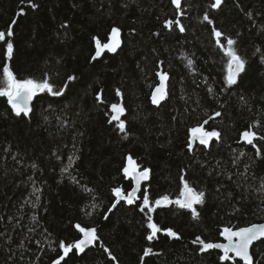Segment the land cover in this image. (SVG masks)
I'll return each mask as SVG.
<instances>
[{
    "label": "trees",
    "instance_id": "trees-1",
    "mask_svg": "<svg viewBox=\"0 0 264 264\" xmlns=\"http://www.w3.org/2000/svg\"><path fill=\"white\" fill-rule=\"evenodd\" d=\"M31 2L37 7L0 0V30L11 25L14 44L9 60L0 42V74L7 63L18 79L47 78L64 94L38 93L28 116H16L0 97V264H53L63 255L61 241L81 238L76 224L96 228L99 239L61 264H233L192 241L219 242L226 226L264 221V0H223L215 9V0H181L179 10L171 0ZM176 19L185 31L165 26ZM113 27L121 30L120 47L92 60L95 40L107 43ZM213 28L225 46L227 38L236 41L246 61L234 85L226 82L228 57ZM159 70L168 89L154 104ZM120 100L124 132L109 123L111 104ZM205 120L220 139L189 149L190 129ZM245 130L257 133L255 147L240 142ZM129 155L150 169L149 180L133 204L121 201L108 213L112 190L132 188L123 172ZM181 176L205 194L197 218L175 204L155 206L164 195H180ZM145 190L151 213L140 211ZM146 213L179 239L160 232L147 241ZM252 255L264 264V240Z\"/></svg>",
    "mask_w": 264,
    "mask_h": 264
},
{
    "label": "snow or ice",
    "instance_id": "snow-or-ice-1",
    "mask_svg": "<svg viewBox=\"0 0 264 264\" xmlns=\"http://www.w3.org/2000/svg\"><path fill=\"white\" fill-rule=\"evenodd\" d=\"M23 2V0H22ZM30 6L32 8H36L37 5L32 3L31 0H28ZM171 2L176 6L179 10L181 7V0H171ZM223 0H215L214 3L211 4L212 8H219ZM19 14H22L19 13ZM180 15H183V12H180ZM205 21L209 24L212 23L209 15L206 13L203 17ZM16 21L13 20L12 24H15ZM176 25L179 28V31H185L184 26L181 24L179 19L167 20L165 21V26L169 29ZM120 28L113 27L111 29L109 42L102 44L99 39L95 40L96 48L95 55L92 59H96L100 57L102 53L107 49L108 51L115 52L117 48L120 47ZM212 34L216 38L215 42L217 46L224 52L225 56L228 57L227 60V77L226 82L228 85H234L237 83V77L240 73L245 71L246 61L237 53L234 45L236 41L231 38H227L226 46L221 43V37L223 33L216 28L212 29ZM6 35L9 39L6 40ZM11 37H13L12 26L10 25L7 29V33L0 30V42H6V57L10 60L13 57L14 52V44L12 42ZM188 64L191 65L192 61L189 60ZM2 79H0V97H6L7 103L11 105L12 111L16 116H28L32 112V101L34 97L37 96L38 93H50L54 96H61L64 94V89L55 90L53 89V84L47 78L42 80H37L33 78H25L18 79L14 72L11 70L9 64L5 63L2 66ZM159 75V84L156 86L155 90L152 93V103L159 104L161 100H163L166 96V85L165 81L168 79L167 73L161 72ZM74 76H69L68 80H74ZM67 85H65V88ZM116 94L119 96L120 92L117 89ZM97 99L100 100V94H97ZM125 108L122 104L113 103L111 104V117L109 119V123L113 121L117 122V127L120 132L125 131V122L121 120V116L124 114ZM219 116L220 113L217 112L215 114ZM208 123L205 120L201 125L197 127H193L190 129L191 136L190 142L188 143V148L191 149L193 146V142L199 141V144L208 146L210 142L215 139H220V133L216 130H206L204 125ZM257 133L252 130H245L241 133V140L245 141L248 145H254V140L256 139ZM260 139L264 140V137H260ZM256 154L260 155V149H256ZM139 165L132 158L131 155L127 157V164L123 168V172L125 176L132 177L136 182V187L129 192L127 196H125L121 190V188L117 187L113 189L115 196L117 197V203L120 200H126L128 204H133L137 199L135 193L140 190L141 181H146L149 179L150 169L144 168L142 171H138ZM67 171V168L64 169ZM181 182L183 184V188L180 191V195L175 199L171 200L167 195L160 197L155 200V206H166L169 204L178 205L181 209H189L191 210V215L193 218H197L199 213L195 207V205L202 204L204 202V192L197 191L194 187L190 186L189 182L183 177H180ZM116 207L114 203L112 208ZM147 209V213H151L155 211V207L150 206V198L145 190L143 194V203L140 205V211L142 213ZM111 211V209H109ZM147 215V229H150L149 234L146 236L147 241H153L157 238V233L164 232L168 237L179 239V234L171 228L161 229L157 223L153 222V218L151 215ZM107 218V217H106ZM75 228L79 230L82 234V238L75 241V243H65L61 241L59 243V248L63 250V255H60L58 259L53 261V264H61V261L64 260L65 257L69 255L73 251V249L78 250L79 252H84L85 248L89 245L94 244L98 239L96 228H87L82 227L80 224H76ZM220 236L224 237L227 241L226 243H212L205 242L199 236L195 238L192 242L194 244H200V251L206 252L210 249H220L223 254L218 256V259L223 262L231 261L233 264H254L253 256L250 253V246L253 245L254 241H260L264 238V223L259 224H251L250 226L245 227H224L222 231L219 233ZM152 248H146L144 250V255L148 256L152 252ZM111 255V253H109ZM115 259V257H113Z\"/></svg>",
    "mask_w": 264,
    "mask_h": 264
},
{
    "label": "water",
    "instance_id": "water-1",
    "mask_svg": "<svg viewBox=\"0 0 264 264\" xmlns=\"http://www.w3.org/2000/svg\"><path fill=\"white\" fill-rule=\"evenodd\" d=\"M109 42V41H108ZM107 42V43H108ZM104 44V43H103ZM95 48H96V45H95ZM118 49V48H117ZM105 52H111V51H108L107 49H105V51L102 53V55L105 53ZM95 55V53L93 54V56ZM102 55L100 56V57H97L96 59H100L101 57H102ZM96 59H92V60H96ZM162 72V70H159V72L158 73H161ZM158 77H159V75H158ZM239 77V76H238ZM238 77H237V79H238ZM159 82H160V80H159ZM159 82H158V84H159ZM157 84V85H158ZM156 85V86H157ZM165 85H166V91H167V89H168V82H167V80L165 81ZM156 86L154 87V89H153V91L155 90V88H156ZM153 91H152V93H153ZM121 95V94H120ZM119 95V96H120ZM151 99H152V95H151ZM163 100H161L160 101V103L162 102ZM33 102V101H32ZM159 103V104H160ZM117 104H122L123 105V101L122 100H120L119 101V103H117ZM31 107H32V104H31ZM123 107H124V105H123ZM110 111H111V109H110ZM125 114H126V111L124 112V114L120 117L121 118V120H122V118L125 116ZM111 115H112V113H111ZM111 117V116H110ZM113 122H115V121H113ZM257 137V136H256ZM240 142H244L245 144H247L245 141H243V140H241V138H240ZM195 143H196V141L195 142H193V146L195 145ZM192 146V147H193ZM192 149V148H191ZM143 169H141V168H139L138 169V171H142ZM150 174V173H149ZM131 178V180H132V188L129 190V192H132V190L136 187V182H135V180L132 178V177H130ZM149 180V179H148ZM148 180H146V181H141V184H140V190L139 191H137L136 193H135V195H136V197H138V195L141 193V191H142V187H143V185L148 181ZM128 192V193H129ZM128 193L127 194H125V193H123L125 196H127L128 195ZM121 201H126V200H120L118 203H117V198H116V200H115V204H116V206L121 202ZM113 203V204H114ZM116 207H114V208H112V206H111V211H109L108 213H110V212H112L114 209H115ZM259 223H264V221L263 222H259ZM259 223H255V224H259ZM248 226H250V225H248ZM245 227V226H244ZM92 228V227H91ZM232 228H234V227H232ZM235 229V228H234ZM81 238H82V234H81ZM221 238H222V241H219V242H212V243H226L227 241L225 240V238L224 237H222L221 236ZM261 240H264V238H262ZM260 240V241H261ZM98 241V240H97ZM96 241V242H97ZM95 242V243H96ZM259 241H254L253 242V245L252 246H250V253L252 254V248H253V246L255 245V244H257ZM94 243V244H95ZM94 244H92V245H89V246H87L86 248H85V250L84 251H86V250H88V249H90L92 246H94ZM215 250H218V251H220V252H222V250H220V249H215ZM223 253V252H222ZM253 256V255H252Z\"/></svg>",
    "mask_w": 264,
    "mask_h": 264
},
{
    "label": "flooded vegetation",
    "instance_id": "flooded-vegetation-1",
    "mask_svg": "<svg viewBox=\"0 0 264 264\" xmlns=\"http://www.w3.org/2000/svg\"><path fill=\"white\" fill-rule=\"evenodd\" d=\"M196 142H197V143H199V141H198V140H197ZM221 241H222V240H221Z\"/></svg>",
    "mask_w": 264,
    "mask_h": 264
}]
</instances>
